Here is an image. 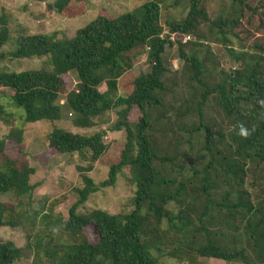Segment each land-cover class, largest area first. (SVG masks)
<instances>
[{"label": "trees", "instance_id": "trees-1", "mask_svg": "<svg viewBox=\"0 0 264 264\" xmlns=\"http://www.w3.org/2000/svg\"><path fill=\"white\" fill-rule=\"evenodd\" d=\"M87 1L53 0L46 9L64 16L69 15L63 11L69 2ZM184 1L185 18L181 23H166L164 35L160 1L149 0L117 16L101 12L70 38L55 34L17 37L7 58L46 60L38 70H0V87L9 91L13 105L22 110L24 124L60 121L56 102L64 96L71 127L90 129L96 120L104 124L107 120L102 118L114 111L116 120L108 129L123 132L124 138L116 160L107 167L106 179L98 185L86 175L91 166L75 167L82 186L74 190L76 200L67 210V219L61 220L50 215L51 208L44 206L46 198L42 203L48 212L41 214L43 206L29 211L35 187L28 179L34 170L4 151L6 141L21 143L22 131L13 132L11 127L0 137V196L11 194L16 201L11 212L0 204V227L14 229L21 222L34 226L39 217L48 231L45 241L34 236L33 243L28 236L24 249L0 242V264H16L23 258L22 250L33 255L30 264H157L166 255L178 261L188 259L186 264H193V256L227 264H264V198L253 199L245 188H252L264 164V45L253 44V54L226 48L229 60L238 67L219 71L218 79L208 84L204 79L211 70L194 52L183 51L187 41L169 39L171 34L179 38L195 34L199 22L208 21L201 0ZM236 22L233 19L231 24ZM212 25L224 34V20ZM7 40V28L0 20V62L5 59L1 47ZM221 42L230 40L222 38ZM173 45L194 86L189 96L193 105L174 113L179 119L168 126L170 117L154 107L163 101L159 96L166 73L162 55ZM135 49L143 52L149 68L133 78L127 96H118L116 80L130 69ZM69 73L76 82L66 91L63 75ZM101 85L104 90L100 92ZM208 98L226 119L224 129L204 117ZM132 108L139 114L135 122L127 119ZM157 121L164 123L162 134L169 137L166 154L161 155L151 136ZM240 126L248 130L247 136L239 134ZM103 134H74L53 126L46 140L58 155L87 153L90 162L97 163L108 151ZM124 168L134 186L131 211L114 215L98 209L84 214L76 211L99 188L112 187ZM87 226L93 229L95 242L82 234ZM57 232L67 240L54 241Z\"/></svg>", "mask_w": 264, "mask_h": 264}, {"label": "rangeland", "instance_id": "rangeland-1", "mask_svg": "<svg viewBox=\"0 0 264 264\" xmlns=\"http://www.w3.org/2000/svg\"><path fill=\"white\" fill-rule=\"evenodd\" d=\"M53 0H0V20L5 23L8 33V40L1 47L5 54V59L0 62V70L18 73L26 70H38L45 67L46 60H11L7 58V53L15 47V40L18 36L33 34H55L56 38L73 36L78 28L83 27L97 14L101 12L113 17L147 2L149 0H89L87 2H69L64 8V14H54L46 9V6ZM159 23L163 30L162 34H167L168 26L166 23L181 21L185 18L187 5L184 0H159ZM207 16V22H199L195 34L201 37L196 40V35H188L183 51L187 54L192 52L204 63L210 73L205 77L208 84H213L219 77V71L228 72L238 67V64L229 60L226 54L227 49H234L254 53L252 45H264V0H201ZM72 16V17H71ZM236 19L235 25L231 21ZM224 20L222 27L223 35L212 25L214 22ZM173 42H181L180 38L173 34ZM222 38L230 40L228 44H223ZM198 43L192 46L188 43ZM225 45V46H224ZM131 67L120 78L116 80V95L125 97L132 90L131 82L139 73H145L149 65L144 58L143 52L138 49L130 54ZM163 65L166 69L162 77L164 91L159 93L163 98L160 105L154 107L156 110L163 111L170 117L167 125L174 124L179 119L173 116L174 113L182 112L184 106L193 105L189 102L191 87L193 84L188 82L186 65L178 58L177 46L166 48L162 55ZM65 89L69 91L73 88L76 78L73 73L63 75ZM98 90L101 92L104 87L101 85ZM209 99V98H208ZM197 101V99H196ZM57 105L60 106V121L50 124L39 121L31 124H24L21 119L22 110L16 108L11 99L9 91L0 87V137L5 136L11 127L14 131L21 130V143L6 141L4 151L12 158H18L19 162L24 161L28 167L34 170L29 177L28 183L35 188L32 192V205L29 211H38L43 206V199H47V205L51 208L50 215L54 218L58 216L61 220L67 219V210L75 202V191L81 188L82 184L78 177L75 167L86 168L91 166V170L86 175L91 178L93 184L98 185L106 179L107 167L116 160L117 152L123 143V132H111L108 127L116 120L114 111H109L102 118L107 122L98 123L96 120L94 127L90 129H75L69 124V114L65 109L64 96H59ZM204 107V117L209 118V123L215 124L224 129L226 119L209 99ZM189 106V107H190ZM10 114V115H8ZM152 115L155 112L151 113ZM139 114L132 108L128 114V121L135 122ZM187 118L180 120L186 121ZM195 121V120H194ZM206 121V120H205ZM61 128L74 134L89 135L94 132L103 131L102 141L108 146L106 154L97 163L90 162L87 153L58 155L47 146L46 136L52 127ZM165 128L162 121H157L152 125L151 136L154 144L159 150V155L166 154L169 137L162 134ZM226 133L224 132L223 135ZM189 159V158H188ZM256 173L252 188L245 186L253 199L264 198V164L259 167ZM250 178H247L248 181ZM134 186L129 176L127 168L117 175L112 187L99 188L96 193L91 195L82 207L77 208L78 213H87L91 210H102L108 214H126L132 210V198ZM0 204L4 209L11 212L15 208L16 201L11 194L0 196ZM43 206V212H48ZM34 221V226L28 222H21L16 228L10 229L0 227V242H11L15 247L24 249L27 237L31 235V242L45 241L48 234L45 225L40 224V218ZM57 219V218H56ZM51 223V222H50ZM56 230V227H54ZM58 234V232H57ZM53 236L54 241L65 242L67 238L58 235ZM82 234L87 236L90 242H95L96 236L93 229L87 226L82 229ZM34 236H37L35 239ZM77 239V238H76ZM23 258L16 264H30L33 255L28 251L22 250ZM165 254H168L165 252ZM155 256V255H154ZM193 264H206L205 258L193 256ZM176 258V257H175ZM174 257L166 255L158 258L157 264H186L188 259L176 260ZM219 264V263H218ZM224 264V263H223ZM237 264V263H231ZM239 264V263H238Z\"/></svg>", "mask_w": 264, "mask_h": 264}, {"label": "crops", "instance_id": "crops-1", "mask_svg": "<svg viewBox=\"0 0 264 264\" xmlns=\"http://www.w3.org/2000/svg\"><path fill=\"white\" fill-rule=\"evenodd\" d=\"M206 264H227L225 262L219 261V260H215V259H205ZM229 264V263H228Z\"/></svg>", "mask_w": 264, "mask_h": 264}, {"label": "clouds", "instance_id": "clouds-1", "mask_svg": "<svg viewBox=\"0 0 264 264\" xmlns=\"http://www.w3.org/2000/svg\"><path fill=\"white\" fill-rule=\"evenodd\" d=\"M239 134L242 136H247L249 133H248V130L246 128H244L243 126H240Z\"/></svg>", "mask_w": 264, "mask_h": 264}, {"label": "built area", "instance_id": "built-area-1", "mask_svg": "<svg viewBox=\"0 0 264 264\" xmlns=\"http://www.w3.org/2000/svg\"><path fill=\"white\" fill-rule=\"evenodd\" d=\"M173 37H174V35L171 34L169 39L172 40ZM188 39H189L188 36H182V37H180V40H181L182 43L186 42Z\"/></svg>", "mask_w": 264, "mask_h": 264}]
</instances>
